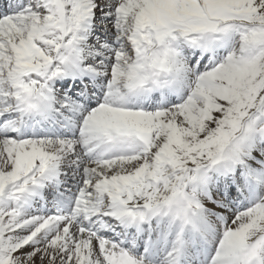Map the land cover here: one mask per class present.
Instances as JSON below:
<instances>
[{"label": "snow or ice", "instance_id": "1", "mask_svg": "<svg viewBox=\"0 0 264 264\" xmlns=\"http://www.w3.org/2000/svg\"><path fill=\"white\" fill-rule=\"evenodd\" d=\"M0 264H264V0H0Z\"/></svg>", "mask_w": 264, "mask_h": 264}]
</instances>
